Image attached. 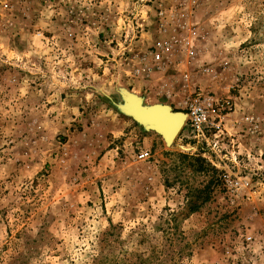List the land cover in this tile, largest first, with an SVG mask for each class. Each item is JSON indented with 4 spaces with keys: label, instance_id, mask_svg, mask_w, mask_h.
Instances as JSON below:
<instances>
[{
    "label": "rangeland",
    "instance_id": "obj_1",
    "mask_svg": "<svg viewBox=\"0 0 264 264\" xmlns=\"http://www.w3.org/2000/svg\"><path fill=\"white\" fill-rule=\"evenodd\" d=\"M0 264H264V0H0Z\"/></svg>",
    "mask_w": 264,
    "mask_h": 264
},
{
    "label": "built area",
    "instance_id": "obj_2",
    "mask_svg": "<svg viewBox=\"0 0 264 264\" xmlns=\"http://www.w3.org/2000/svg\"><path fill=\"white\" fill-rule=\"evenodd\" d=\"M165 12L161 10L159 15L164 16ZM156 60L161 58L160 51L155 53ZM185 106L188 110L187 116L192 132L196 137H205V133L213 131L215 135L221 134L224 129L223 118L232 111V101L230 99H216L209 95L199 93L195 99L188 98ZM216 142V141H215ZM213 142L215 146L216 143ZM149 151L140 153L141 158L149 157ZM247 241L252 240V236L246 237Z\"/></svg>",
    "mask_w": 264,
    "mask_h": 264
},
{
    "label": "bare ground",
    "instance_id": "obj_3",
    "mask_svg": "<svg viewBox=\"0 0 264 264\" xmlns=\"http://www.w3.org/2000/svg\"><path fill=\"white\" fill-rule=\"evenodd\" d=\"M123 101L124 103L122 105V108L124 109V111L130 114L140 124L144 125V121L147 113L146 111L149 109V107H152V105L143 104L141 99L134 94L124 95ZM166 105H162L160 107H165ZM159 115H161L160 119L163 120V123L167 125L168 128L167 133H169L172 136L174 135L173 131L175 129V126L182 125L187 117L186 113H178V112L171 113V108L169 106L167 108L166 107L163 108V110L159 112ZM147 128L156 130L152 127H147ZM172 138L173 137H167L169 143H172L174 141Z\"/></svg>",
    "mask_w": 264,
    "mask_h": 264
},
{
    "label": "water",
    "instance_id": "obj_4",
    "mask_svg": "<svg viewBox=\"0 0 264 264\" xmlns=\"http://www.w3.org/2000/svg\"><path fill=\"white\" fill-rule=\"evenodd\" d=\"M162 105H166V104H155V105H152V107H149V109L146 111V117H145V121H144V127L147 128V127H152L156 130H159L157 132H159L163 137L164 139L168 142L167 140V137H173L172 139L174 140L175 137L178 135V133L180 132V130L182 129L183 127V124L180 125V126H175V129L173 131L174 135H170L169 133H167V125H165L163 123V120L160 119V116L159 115V112L163 110V108H167L168 106L166 105L165 107H160ZM171 108V106H169ZM174 111H172L171 109V113H173ZM178 113H184V112H181V111H177ZM176 113V112H175ZM149 129V128H147ZM155 130V131H156ZM171 139V138H170ZM169 143V142H168Z\"/></svg>",
    "mask_w": 264,
    "mask_h": 264
}]
</instances>
